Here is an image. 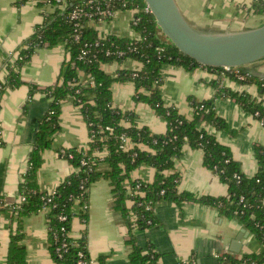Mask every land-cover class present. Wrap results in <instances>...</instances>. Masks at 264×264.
I'll return each mask as SVG.
<instances>
[{
    "label": "trees",
    "instance_id": "1",
    "mask_svg": "<svg viewBox=\"0 0 264 264\" xmlns=\"http://www.w3.org/2000/svg\"><path fill=\"white\" fill-rule=\"evenodd\" d=\"M23 1L25 0H20L17 4ZM65 1L64 9L57 8L48 14L43 23L17 45L11 59L6 62L5 79L0 82V95L6 89L20 86V68L36 48H53L60 43L65 44L68 56L61 67L59 80L45 88L50 104L44 114L37 118L27 168L18 186L20 200L14 207L13 225L9 228L6 264H25L23 218L42 208H46L48 212L49 248L56 264H77L78 250L85 251V256L89 259L85 232L80 237L73 238L70 230L74 217L84 224L87 223L88 189L91 183L100 178L108 180L113 207L121 213L127 226L131 264H159L160 254L152 246L147 250L138 246L134 231L156 223L152 207L160 200H172L176 203L197 202L215 207L220 215L236 218L262 243L263 248L259 252L245 253L237 258L224 255L221 260L229 261L230 264H264V147H254L257 170L253 175L247 176L242 172L240 162L234 159L229 147L219 142L214 134L202 126V123H206L218 130H227L229 127L225 119L215 112L211 99L196 101L190 97L192 115L186 117L173 105L164 104L162 98L161 71L164 65H174L186 70L203 65L167 41L154 16L144 10V0H94L92 4L89 0ZM50 2L48 4V0H36L38 6H53L57 1ZM96 5L112 11H131V28L139 37L131 38L112 33L100 36L95 24L109 21L111 17L108 16H82L79 18L82 28L75 30L70 12L75 7L94 11ZM253 9L256 14L264 13V0H254ZM76 33L79 34L78 39L74 38ZM95 41L99 44L95 45ZM83 49H88V52L83 58H79ZM119 50L125 53L117 55ZM127 58L137 60L141 64L140 68H120L115 74H111L102 67L106 63L119 64ZM253 64L255 63L251 65ZM204 67L217 73L212 85L221 96L233 99L264 125V100L261 98L264 96V77L253 74L246 66L235 67L247 76L242 82L257 85L260 92V97L257 98L244 91L220 85L221 74L241 81L233 70ZM80 71L93 78V86L81 84ZM127 81L134 84L135 101L147 103L165 120L164 132L155 133L145 125L138 126L133 112L121 111L112 106L113 83ZM34 90L31 86L29 92ZM68 96L73 98L87 124L88 142L84 149L68 148L60 151L74 171L56 187L54 194H49L39 190L37 175L43 163V151L51 147L52 136L60 129L61 104ZM121 136L126 138V143H123ZM184 146L202 151L203 165L226 184L227 196L196 195L178 189L180 176L172 169ZM87 158L93 161L92 171L81 163ZM102 162L108 165V169L103 172L97 170ZM143 164L154 167L152 181L130 178L131 172ZM75 207H78L76 212ZM61 216L66 218L61 219ZM62 227L65 228L64 231L61 230ZM63 241L67 244L61 248L59 256L56 248ZM180 264L198 263L193 258H187Z\"/></svg>",
    "mask_w": 264,
    "mask_h": 264
},
{
    "label": "crops",
    "instance_id": "2",
    "mask_svg": "<svg viewBox=\"0 0 264 264\" xmlns=\"http://www.w3.org/2000/svg\"><path fill=\"white\" fill-rule=\"evenodd\" d=\"M0 0V82L4 81L6 62L17 45L43 23L48 14L57 10L55 5L38 6L36 0ZM254 0H176L190 24L200 29L242 30L264 23V13L253 12ZM60 9V8H58ZM61 10V9H60ZM132 12L119 10L109 21L96 23L100 36L116 34L137 38L131 28ZM68 52L64 43L53 48L39 47L20 68L22 84L9 88L0 95V264H6L9 228L13 225L14 207L20 200L18 186L27 168L28 154L35 135L37 118L48 109L50 99L45 88L59 80L61 67ZM246 65L253 74L264 73V58ZM141 64L127 58L121 63H106L105 71L115 74L120 68L139 69ZM254 69V70H252ZM161 93L164 104L173 105L186 117H191L190 97L196 101L211 99L217 115L228 123L227 130H218L202 123L216 139L227 145L242 172L251 176L257 170L254 156L256 145L264 147V125L250 112L229 97L221 96L212 85L217 73L204 66L186 70L174 65L162 68ZM220 85L260 97L256 84L242 82L220 75ZM87 75L79 72L81 82ZM35 90L29 92L30 87ZM132 81L113 83L112 106L133 112L138 126H147L152 132L166 130L165 120L145 102L135 101ZM264 100V96H261ZM87 124L73 98L68 96L61 104L60 129L52 136L51 147L43 151V163L38 171L40 191L52 192L74 171L60 151L87 147ZM108 165L102 162L98 171ZM173 172H178V189L196 195H228V188L218 176L203 165V153L198 148L184 146L176 158ZM155 169L143 164L131 172V179L152 181ZM128 205H130L128 201ZM156 223L134 231L136 244L147 250L152 246L159 256V264H180L193 258L198 264H230L224 255L234 258L245 253L259 252L263 245L242 224L232 217L220 215L215 207L192 201L176 203L160 200L152 207ZM75 212L78 207L74 208ZM88 220L84 224L74 217L70 236L86 234L89 264H131L127 243L128 229L122 215L113 207V196L108 180L100 178L88 189ZM47 209L42 208L23 218L25 264H56L49 244ZM241 228L247 233L240 241L239 252L230 250V243Z\"/></svg>",
    "mask_w": 264,
    "mask_h": 264
},
{
    "label": "water",
    "instance_id": "3",
    "mask_svg": "<svg viewBox=\"0 0 264 264\" xmlns=\"http://www.w3.org/2000/svg\"><path fill=\"white\" fill-rule=\"evenodd\" d=\"M167 41L200 65L211 67L246 66L264 58V23L242 30L200 29L188 22L176 0H144ZM264 77V73H257ZM248 232L241 228L230 243L239 252Z\"/></svg>",
    "mask_w": 264,
    "mask_h": 264
},
{
    "label": "built area",
    "instance_id": "4",
    "mask_svg": "<svg viewBox=\"0 0 264 264\" xmlns=\"http://www.w3.org/2000/svg\"><path fill=\"white\" fill-rule=\"evenodd\" d=\"M56 4H54L57 8H60L61 10L65 8L66 6V1L65 0H56ZM51 3L50 0H48V4ZM89 3L92 4L94 3V0H89ZM144 10L145 11H149L148 7L145 6L144 7ZM116 11H112L111 9H102L99 5H96L95 7V10L94 11H88V10H84L83 8H80V7H75L71 12H70V19L74 21V29L75 30H79L80 28H82V24L79 22V18L80 17H86V18H92L93 16H98L100 18H104V17H111L114 15ZM139 37V35H138ZM137 37V38H138ZM75 39H78L79 38V34L76 33L75 36H74ZM99 42L98 41H95V45H98ZM88 52V49H83L82 52L80 53L79 55V58H83V56L85 54H87ZM125 52L123 50H119L117 52V55H123ZM14 58V57H13ZM224 69L226 71H234L235 72V76L243 81L246 79V75H243L239 72V70L235 67H224ZM7 72V71H6ZM7 74V73H6ZM135 75V74H134ZM81 84L83 85H90V86H93L94 84V80L91 76H88L87 79L83 82H81ZM260 123L263 125V122L260 121ZM121 139L123 141V143H126V138L124 136H121ZM81 163L83 165H87L88 167V170L89 171H92L93 167H92V163L93 161H90L88 158L87 159H83L81 161ZM238 177V176H237ZM55 193V190H53L52 192H50L49 194H54ZM242 200V198L240 199ZM66 217L65 216H61V219H65ZM61 230H65L64 227L61 228ZM68 235V234H67ZM55 239L57 241V235H55ZM67 244V242L63 241L62 244L60 246H58L56 248V251L57 253L59 254V256L61 255V248L65 247ZM77 264H89V259L86 258L85 256V251L83 250H78L77 252Z\"/></svg>",
    "mask_w": 264,
    "mask_h": 264
},
{
    "label": "flooded vegetation",
    "instance_id": "5",
    "mask_svg": "<svg viewBox=\"0 0 264 264\" xmlns=\"http://www.w3.org/2000/svg\"><path fill=\"white\" fill-rule=\"evenodd\" d=\"M10 59H11V58H10ZM10 59H9V60H10Z\"/></svg>",
    "mask_w": 264,
    "mask_h": 264
}]
</instances>
